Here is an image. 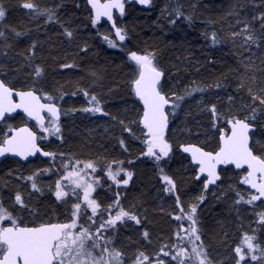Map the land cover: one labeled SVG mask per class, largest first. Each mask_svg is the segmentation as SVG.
<instances>
[{"label":"snow or ice","instance_id":"obj_1","mask_svg":"<svg viewBox=\"0 0 264 264\" xmlns=\"http://www.w3.org/2000/svg\"><path fill=\"white\" fill-rule=\"evenodd\" d=\"M66 2L52 0L49 6L39 0H17L16 6L37 22V31L47 32L45 25L59 26L54 34L62 38L56 42L53 35L43 41L29 36L27 47L18 50V41L32 29L21 31L9 24V8L0 0V164L8 165V179L0 181V264H264V0H235L228 12L234 17L231 30L205 33L210 47L230 44L235 50L238 62L228 70L232 78L221 74L209 83L192 80L179 87L172 77L185 67L166 68L158 46L129 49L130 29L120 21L133 0H81L76 8L89 6L88 24H74L75 13L68 15ZM134 3L154 7V0ZM249 4L251 11L245 13ZM164 11L171 25L181 18L193 21L180 0ZM108 22L112 31H103ZM88 27L109 48L125 53L131 72L127 80L131 99L125 101V111L130 109L134 118L106 110L104 96L93 90L103 73L94 68L89 69L88 84L68 81L71 89L60 81L49 85L43 45H48L56 69L81 68L79 61L92 47L81 39V29ZM61 47L73 49L72 60L61 59ZM206 63L217 61L209 57ZM198 93L196 103L208 114V123L198 122L195 133L185 124L184 131L204 142H177L173 129L178 127V113L189 115L185 102ZM78 95L87 99L85 105L65 107L66 96ZM222 99L226 107L221 106ZM77 112L108 118L119 129L112 135L124 155H82L53 148L54 143L67 147L63 118ZM133 140L142 147L130 159ZM177 153L187 154L199 181V193L187 202L183 177L169 167ZM143 158L156 169L158 198H167L171 205L161 204L156 210L173 223L167 239L150 227L143 203L129 199L136 161ZM45 196L55 204L49 212L41 211ZM209 197L210 203L230 200L229 211L235 214L234 229L221 222L219 240L226 250L222 259L213 255L203 227ZM132 231L139 233L138 240L131 235L121 240L122 234Z\"/></svg>","mask_w":264,"mask_h":264},{"label":"trees","instance_id":"obj_2","mask_svg":"<svg viewBox=\"0 0 264 264\" xmlns=\"http://www.w3.org/2000/svg\"><path fill=\"white\" fill-rule=\"evenodd\" d=\"M180 2L184 5L186 14L193 15L191 24L184 18L178 20L176 25L168 23L169 18L164 10L170 5H174L176 0H154V7L150 9H146L141 5H129L127 14L120 21L130 29L131 40L127 42L129 49L134 50L135 46H144L145 44L158 46L162 53L161 60L166 68L171 69L174 65L185 67L186 70L180 71L172 77L173 80H178L177 87L192 80L209 83L221 74L227 75L231 79L233 74L228 70L235 67L238 62L235 50L232 49L230 44L210 47V36L206 39L205 33L210 34L211 31L215 30L223 34L231 30L229 22L234 17L229 16L228 12L235 0H180ZM39 3L50 6L52 0H39ZM76 3H81V0H75V2L67 0L65 7L70 10L68 15L75 13L73 17L74 24H88L86 19L87 5L82 4L81 8L77 9ZM5 4L9 8L7 21L9 24L17 26L21 31H25L27 28L32 29L28 36L22 37L18 41V50L27 47L30 42L29 36L39 37L41 41L45 39L46 35H53V41L56 42L62 39L54 34L55 31H59V26H55L54 29L52 25H45L44 28L47 29V32L43 29L37 31V22L32 21L26 15L25 10L16 6L17 0H5ZM251 7V4H249L248 8L245 9V13H250ZM209 21H212V23H209ZM102 30L111 31L106 24H104ZM81 32V39L89 40L92 45L90 54L79 61L81 68L75 70L56 69L55 63L48 57V45H43L42 52L49 65V85L60 81L61 83H66L67 87L71 89L72 84L67 83L68 81L75 82L79 80L83 84H88L91 80L89 69L94 68L103 73L102 82L93 90L99 91L104 96L106 110L122 117L134 118L130 109L125 111L127 107L125 101L131 99L128 96L127 84L131 72L126 62L125 53L118 48H109L96 34L95 29L91 27L83 28ZM72 51L73 49L66 50L65 47H61L58 54L61 59L66 57L68 60H72ZM209 57L214 58L217 63L214 65L206 63ZM9 65H14V62H9ZM63 73H66V75ZM109 89H113V91L109 92ZM199 95L198 93L196 97L189 98L185 102L184 111H188L189 115L185 116L183 111L178 113V119L175 123L181 122V125L177 128V132H173V139L177 142L187 140H191L194 143L204 142L202 138L198 140L195 135L189 136L184 131L185 124L192 128L195 133L198 128V122L200 124L208 123V114L201 112L196 103ZM86 103L87 99L82 95L65 97V107L68 108L81 107ZM220 104L222 107H226V100H220ZM63 120L66 136L68 137L67 147L61 149L58 143H54L53 148L64 151L77 150L82 155H95L97 152H107L109 154L115 152L116 155H124L119 150V146L112 135L113 133L118 134L119 129L114 127L108 118L98 115L87 116L77 112L74 116L64 117ZM105 128H108L109 131L105 132ZM68 129H71V131H67ZM203 133L204 130L201 129V137ZM210 142L214 143V140ZM130 143L133 146L132 156L128 158L131 159L135 158L139 153L142 145L140 141L135 140L130 141ZM85 144H88L87 148ZM169 167L173 174L183 177L184 187L182 193L185 201L187 202L194 198L199 193L200 186L192 175L193 169L188 166L186 158L177 153L171 160ZM20 170H24L23 165L20 166ZM7 171L8 165L2 164L0 166V181L8 179ZM135 171L137 174L134 177L135 187L131 190L129 199L135 203H143V206L148 209L149 219L152 221L150 227L154 228L157 234L167 239V233L170 232L173 223L166 215L162 217L156 211L161 205L157 196L160 182L156 176V169L148 158H143V160L136 161ZM229 173L231 174L232 172ZM4 191L7 193L8 190L4 189ZM210 201L209 199V201L205 202L208 206L203 212V227L212 244V250L218 252L221 249L219 247L221 245L219 236L223 230L221 222L227 229H234L236 223L235 214L228 210L231 203L230 200L227 204L223 202L224 200H217L211 204ZM219 201L220 206H223L222 209L224 210L222 213H215V210L218 209ZM41 202L42 212H49L55 207L53 200L47 196L42 197ZM249 218L251 219V217ZM121 236L124 237L123 234ZM133 239L138 240L139 236Z\"/></svg>","mask_w":264,"mask_h":264},{"label":"bare ground","instance_id":"obj_3","mask_svg":"<svg viewBox=\"0 0 264 264\" xmlns=\"http://www.w3.org/2000/svg\"><path fill=\"white\" fill-rule=\"evenodd\" d=\"M129 5H136V4H134V3H131V4H129ZM88 7V6H87ZM104 24H106L107 26H108V28L110 29V26L107 24V23H104ZM112 31V30H111ZM198 105V104H197ZM173 132H176L175 131V128L173 129ZM182 155V154H181ZM183 156V155H182ZM185 157V156H184ZM186 158V157H185ZM2 165V164H1ZM0 165V166H1ZM232 175H234V173L232 174ZM197 182H199V181H197ZM162 195V194H161ZM209 199L212 201L213 200V198H210L209 197ZM158 200H159V203L160 204H163L165 207H169V206H171L170 205V202H166L167 201V198H165V199H163V201H162V199H160V198H158ZM130 201H131V199H130ZM223 201V200H222ZM224 202V201H223ZM211 204V203H210ZM217 205V204H216ZM218 209L217 210H215L216 212L215 213H217V212H220V213H222V211L224 210V209H222L223 208V206H220V201H219V206L217 207ZM229 210V209H228ZM225 211H226V209H225ZM230 212V211H229ZM232 213V212H231ZM246 215H247V213H246ZM212 229V228H211ZM126 235H131L133 238H136V237H138L139 235H137V233L136 232H134V231H132V232H128V233H126V234H123V236L124 237H122L121 236V240H123V238H125V236ZM223 248V247H222ZM226 250L224 249V253H223V255H225V252Z\"/></svg>","mask_w":264,"mask_h":264},{"label":"rangeland","instance_id":"obj_4","mask_svg":"<svg viewBox=\"0 0 264 264\" xmlns=\"http://www.w3.org/2000/svg\"><path fill=\"white\" fill-rule=\"evenodd\" d=\"M180 123H181V122H178V123H177L178 127H179V125H181ZM178 127H177V128H178ZM177 128H175V131L177 130ZM176 132H177V131H176ZM192 175H193V174H192ZM228 176H233V175H232V173H231V174L228 173ZM210 198H213V197H210ZM162 201H163V199H162ZM219 247H221L220 251H218V252H217L216 250H214V251L212 250V251H213V255H214L215 257H217V258H221V259H222V258L224 257V255H223V253H224V248H222L221 245H220Z\"/></svg>","mask_w":264,"mask_h":264},{"label":"water","instance_id":"obj_5","mask_svg":"<svg viewBox=\"0 0 264 264\" xmlns=\"http://www.w3.org/2000/svg\"><path fill=\"white\" fill-rule=\"evenodd\" d=\"M133 3H134V0H133ZM135 4V3H134ZM89 7V6H88ZM109 26H110V22L107 23ZM183 156H187V154H182ZM1 165V164H0Z\"/></svg>","mask_w":264,"mask_h":264}]
</instances>
